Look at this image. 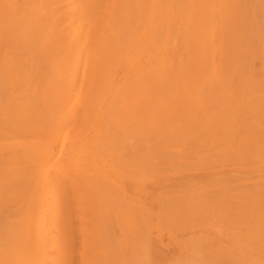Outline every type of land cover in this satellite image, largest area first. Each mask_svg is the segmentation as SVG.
I'll use <instances>...</instances> for the list:
<instances>
[{
	"label": "rangeland",
	"instance_id": "1",
	"mask_svg": "<svg viewBox=\"0 0 264 264\" xmlns=\"http://www.w3.org/2000/svg\"><path fill=\"white\" fill-rule=\"evenodd\" d=\"M29 1L17 0L16 6ZM234 3L241 5L248 29V48L241 55L242 67L234 82L175 88L174 94L135 95L128 91L114 94L113 101H109L110 95L103 94L101 97L106 99L98 106V113L90 107L88 112L98 118L101 137L107 144L118 146L115 152L105 153L102 160L108 173L100 199L107 205L114 199L120 205V219H89L88 215V219H81L79 209L93 207L87 191L74 182L73 188L68 177H59L62 185L50 182L46 187L24 189L20 196L14 194L11 201L6 198V189L0 196V208L7 207L12 212L8 216L7 210L1 212L6 219H0V264H201L196 261L199 256L205 257V264H264V247H258L254 255L248 253L244 242L248 228L232 222L220 204L211 214L201 210L192 213L184 207L187 195L191 199L199 191L215 194L222 187V183H216L220 177L235 181L241 178L239 184L248 191L264 189V155L258 160L251 158L253 141L264 137V120H253L263 116L253 114L264 113V0ZM178 4L185 7L184 1ZM44 6L47 14L55 12V8L65 13L60 20L50 17L45 23L49 28L55 25L57 38L65 39L62 48L58 47L62 52L56 65L66 64L59 83L67 84V77L75 74L80 80L84 56L79 57L78 46L64 36L71 24H78L77 14L69 10L70 4L60 0H45ZM161 8L171 9V5L163 3ZM217 39L222 45L219 34ZM2 43L0 119L9 113L17 97L37 89L40 93L53 76L43 49ZM179 44L180 38H175L167 54ZM122 73L120 69L115 83L125 79ZM23 74L28 76L25 83L3 87L4 78ZM67 91L63 104H55L52 110L56 124L44 128L57 140L56 153L44 167L75 178L87 166L72 162L76 154L67 155L81 127L86 96L72 93V88ZM137 96L143 99L141 104L135 110H125L124 103ZM157 98H176L172 106L163 109L170 117L167 121L156 122L158 117L153 116L160 113L153 103ZM70 109L75 113L72 120L67 119ZM126 111L128 120L120 121ZM17 138L30 139L27 135L9 134L1 141L12 143ZM41 171L42 167L35 173ZM114 178L119 187L111 180ZM261 193L264 192L250 194L264 204ZM166 203L175 204L176 210H169ZM235 206L239 207L238 200L232 202L233 211ZM4 228L8 229L5 235ZM241 237L243 247L235 243ZM42 260L45 263H40Z\"/></svg>",
	"mask_w": 264,
	"mask_h": 264
},
{
	"label": "bare ground",
	"instance_id": "2",
	"mask_svg": "<svg viewBox=\"0 0 264 264\" xmlns=\"http://www.w3.org/2000/svg\"><path fill=\"white\" fill-rule=\"evenodd\" d=\"M16 1L0 0V44L6 42L15 47L29 44L43 49L42 55L51 64L53 76L40 93L37 94L39 89L33 93L27 91L17 97L7 115L2 114L0 196L7 189L6 198L11 201L14 194L20 196L24 189L46 187L50 182L62 185L59 177H68L70 183L74 182L87 191L88 201L93 207L80 208L81 219H88L85 215L91 216L89 219H120V205L114 199H111L110 205L100 199L108 173L102 160L107 156L105 153L115 152L118 146L107 144L101 137L98 118L88 112L90 107L97 114L98 106L100 108V103L106 99L101 97L103 94L110 95L109 101H113L114 94L128 91H133L135 95L155 92L174 94L175 88L213 86L218 81L224 85L234 82L242 67L241 55L248 48L245 36L248 29L242 7L239 4V9L234 0H60L70 4L69 10L77 14L75 19L78 22L77 25L71 24L64 36L71 40L72 45L78 46V56L85 59L80 80L76 74L70 75L67 84L61 85L59 82L66 64L57 66L56 63L58 54L62 52L58 47L62 48L65 39L63 36L60 40L57 38L59 33L53 31L55 25L49 28L45 23L50 17L60 20L65 13L55 8V12L47 14L45 0H31L21 6H16ZM182 1L184 8L178 4ZM163 3L171 5V9L161 8ZM218 34L222 45L217 39ZM175 38H180L181 44L168 55V47ZM153 53H156L155 58H152ZM119 68L125 78L120 84L115 83V78L120 75ZM76 70L78 72V65ZM27 80L26 74L13 75L4 78L3 87L14 88L17 83ZM67 88H72V93L86 96L80 117L81 127L67 155L76 154L72 162H84L87 166L75 174V178L64 171L54 173L51 168L44 167L56 153L54 147L57 143L51 134L44 132V128H52L56 124L52 110L56 108L55 104H63ZM1 89L2 84L0 94ZM142 100L140 96L133 97L132 101L124 103L127 104L124 109L135 110ZM175 100L153 99L160 111L153 115L158 117L156 122L170 119L163 109L172 106ZM245 108L251 112L248 107ZM260 109L258 107L257 110ZM127 111L126 115H120V121L128 120ZM260 114L264 116L262 111L253 115ZM74 116L73 109H70L67 119L72 120ZM263 116L253 120H264ZM9 134L17 137L27 135L30 139L17 138L12 143L1 141ZM252 152L251 158L257 160L264 155V137L255 138ZM40 167L41 173H35ZM228 178L216 180L218 185L222 183V187L215 194L199 191L191 199L187 195L184 207L192 213L201 210L211 214L220 204L223 213L230 216L232 222L235 220L237 225H246L245 249L254 255L258 247H264V204L256 201L250 193L264 192V189L248 191L242 189L241 178L236 181ZM111 180L117 186L112 185L119 187L116 178ZM113 196L116 197L115 194ZM235 200H238L239 207L235 206L233 211L232 202ZM173 205L166 203L169 210L175 211L176 206ZM3 211L7 216L12 212L7 207L0 208V219H6L1 213ZM42 217L46 218L45 215ZM2 233L7 234L8 229L4 228ZM243 239L238 238L235 243L243 247ZM197 247L202 248V244ZM196 261L206 263L204 256L197 257Z\"/></svg>",
	"mask_w": 264,
	"mask_h": 264
}]
</instances>
